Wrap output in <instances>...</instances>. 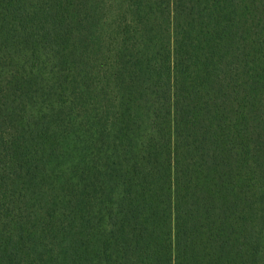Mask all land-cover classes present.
I'll use <instances>...</instances> for the list:
<instances>
[{"label":"trees","instance_id":"1","mask_svg":"<svg viewBox=\"0 0 264 264\" xmlns=\"http://www.w3.org/2000/svg\"><path fill=\"white\" fill-rule=\"evenodd\" d=\"M0 264H264V0H0Z\"/></svg>","mask_w":264,"mask_h":264}]
</instances>
